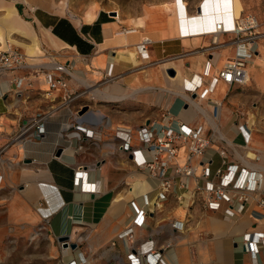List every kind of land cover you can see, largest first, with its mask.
<instances>
[{"label":"crops","instance_id":"obj_1","mask_svg":"<svg viewBox=\"0 0 264 264\" xmlns=\"http://www.w3.org/2000/svg\"><path fill=\"white\" fill-rule=\"evenodd\" d=\"M51 2H22L24 15L41 41L42 57L48 58L51 66L24 65L0 70V145L9 141L0 167L15 165L17 185L21 187L8 200L12 205L8 211L16 214L17 221L24 222L29 220L26 208L32 209V221L46 219L52 235L91 237L88 248L103 246L106 252L114 250L121 264H129L128 251L133 254L142 250L149 239L154 242L155 251L163 250L166 264H264V247L252 236L264 232V209L256 202L247 203L242 213L232 219L223 217L225 202L216 210L196 204L190 215L192 227L184 235L182 245L177 241L173 244L171 236L166 237L180 231L174 230L169 220L183 218L174 195L162 203V212L158 210L146 217L142 226L134 225L132 237L128 236V229L136 210L143 207L144 197L143 204L136 197L129 198L123 206L114 202L120 185L129 183V174L137 171L130 154L121 149L117 135L127 133L132 146L137 147L138 128L161 122L166 110L181 123L202 125L208 133L212 131V148L205 153L213 159L212 168L220 162L213 148H225L228 161L247 166L256 178L262 179L264 144L253 143L252 125L249 121H236L232 112L235 103L248 100L229 95L238 85L230 87L215 80L223 58L236 56L238 48L233 44L211 46L210 36H204L197 45L191 38L185 43L183 35L162 36L161 31L168 25L167 15L161 10H155L152 20L139 26L132 20L142 15L118 20L104 10H99L91 21L81 19L76 23L74 18L56 12ZM44 32L62 43L59 48L50 45ZM144 35L151 38L147 58L138 51ZM221 39L227 40V36L222 35ZM199 61L207 62L205 73L197 72L194 64ZM57 64L66 66V71L54 70ZM248 66L251 79L259 82L261 74L255 64L249 62ZM177 68L184 75L199 74L200 88L193 90L186 83L176 88L170 85L168 76L174 77ZM47 73L60 77L65 86L50 87ZM69 96L74 97L67 100ZM187 96L200 101L204 112L186 115L191 104ZM86 106L89 108L83 110ZM212 120L217 123L219 134L211 126ZM38 124L43 125L44 132L36 135ZM77 126L92 129L94 136H86ZM244 135L248 136L247 142ZM248 148L260 157L249 165L245 156ZM183 159L182 147L176 160L182 163ZM26 170L36 175L43 172L37 177L39 181L49 179L48 183L40 182V189H47V198H38L44 210L36 209L23 192L22 174ZM261 190L264 191V184L260 181L258 191ZM0 200L5 201L2 196ZM248 241L255 250H245ZM110 242L112 245L107 247ZM238 249L244 253L240 261Z\"/></svg>","mask_w":264,"mask_h":264},{"label":"built area","instance_id":"obj_2","mask_svg":"<svg viewBox=\"0 0 264 264\" xmlns=\"http://www.w3.org/2000/svg\"><path fill=\"white\" fill-rule=\"evenodd\" d=\"M258 23L255 16L246 14L234 18L232 26L229 28H226L221 21H216L213 31L210 33L211 46H223L231 42L236 48H244L237 52L236 56L229 57L223 62L215 75L216 81H222L230 87L247 82V65L251 51H255L256 38L260 34L256 30ZM218 33L232 37L228 41L218 39L215 35ZM150 41L148 38L140 41L138 46L140 56L148 57L147 46ZM24 65H27V60L23 52L14 47L0 50V70L14 69ZM65 67L64 65H55L54 70L63 72ZM46 79L52 88L65 86L60 77H53L51 73L46 74ZM200 86L201 81L199 80L192 89L196 90ZM73 97L69 96L67 100ZM39 116L44 117V115ZM173 117L172 113L166 110L161 122L140 126L137 134L140 144L137 147L132 146L127 133L122 132L117 135L121 138V149L130 154L137 169L157 179L154 202L151 199L148 201L144 196V206L136 210V216L128 229V236L132 237L134 225L142 226L148 214L158 209L170 195H174L177 203L187 209L199 204L203 208L216 210L221 203L225 202L227 207L223 212V217L228 219L241 214L245 205L252 201L264 209V191H258L260 190V178H256L255 173L247 166L228 161L225 148H213V154L219 156L220 162L217 167L212 168V157L205 156L207 149L212 148V135L202 125L190 126ZM77 127L86 136H94L92 129H86L83 126ZM43 132V125L38 124L36 135ZM244 140L247 142V135H244ZM182 147L184 159L182 163H179L176 156ZM259 158V155L254 152L251 160L258 161ZM187 212L184 215L189 214L188 210ZM171 227L174 230L181 229L180 221L175 219L171 223ZM252 236L253 239L261 242V247H264V232H255ZM250 241L244 245L246 251L248 248L251 251L255 250ZM147 243V247L142 250L138 249L136 253L129 255L132 264L141 263L146 259L150 264L158 262L159 255L154 250V242L149 239Z\"/></svg>","mask_w":264,"mask_h":264},{"label":"rangeland","instance_id":"obj_3","mask_svg":"<svg viewBox=\"0 0 264 264\" xmlns=\"http://www.w3.org/2000/svg\"><path fill=\"white\" fill-rule=\"evenodd\" d=\"M53 3H60L63 1L65 5L63 13L74 19L83 18L84 11L95 4L99 7V10L107 11L110 17L114 16L113 9L119 10L120 18L139 16L145 11L149 4H159L166 0H51ZM186 5H188L191 12L196 8L198 0H184ZM24 2L23 0H16V7L20 5L21 15L28 19L24 14ZM245 11L243 15H253L258 20V27L256 28L259 37L256 38V48L255 51H251L250 58H260L264 61V0H242ZM18 9V8H17ZM227 40L232 36L226 35ZM14 37L20 41H27L19 35H14ZM261 45V48H260ZM12 47L23 52L22 47L19 44H12ZM257 56H256V55ZM43 61H49L48 58L42 57ZM249 63V62H248ZM258 69V68H257ZM261 78L260 81L250 79L242 85H238L236 89L229 91L232 95L238 96V98L247 103H235L232 107V112L234 113L236 121L241 120L249 121L250 114L255 116V122L252 125L253 128V143H258L259 146L264 144V69L260 70ZM89 107L86 106V110ZM42 115V114H41ZM209 130V134H211ZM14 140V139H13ZM12 140V141H13ZM9 144L3 143L0 145V158L2 159V153L4 148ZM138 170V169H137ZM139 171V170H138ZM140 172V171H139ZM18 173L16 166H8V168L0 167V197L5 200L4 203L0 202V264H121L118 262L117 252L114 250H109L106 252L101 246L99 249H90L87 243L90 242L91 237L81 236V235H70V239L77 243L76 248L72 249L69 246L68 253H64L63 245L56 239V236L52 235L49 231L48 223L46 219L40 220L34 223L32 221V214H30L32 209L26 208V220L24 222L17 221L16 214L8 211V207L11 205L8 200L15 190H19L18 187ZM13 182V183H9ZM131 183V182H129ZM123 182L118 188V192L124 193L131 184ZM11 186L13 187L12 190ZM21 190V189H20ZM138 199V198H137ZM1 201V200H0ZM135 201V199H133ZM12 206V205H11ZM181 207L182 219H178L181 223V229L179 232L168 233L171 236V242L175 244L184 243V235L187 233L188 228L192 227L193 219H191L192 208L187 209L181 204H177ZM161 212L164 210L163 205L158 209L150 212L147 217H152L155 211ZM190 214L184 215V213ZM186 211V212H185ZM190 217V219H187ZM149 219V218H148ZM175 219H170L169 224ZM173 244L172 247L174 246ZM180 244V245H182ZM111 242L107 247L111 246ZM65 247V248H67ZM106 247V248H107ZM168 247H170L168 245ZM162 249L156 250L155 252L159 255V260L156 264H166L162 259ZM132 254L130 251L126 254L128 263L131 264L129 255ZM238 260H243L244 253L241 249L237 250ZM79 256V257H78ZM82 256V257H81ZM143 259L142 255H140ZM80 258V259H79ZM145 260V259H144ZM69 261V262H68ZM145 264L148 263L147 259L143 261ZM137 264H142L137 263Z\"/></svg>","mask_w":264,"mask_h":264},{"label":"bare ground","instance_id":"obj_4","mask_svg":"<svg viewBox=\"0 0 264 264\" xmlns=\"http://www.w3.org/2000/svg\"><path fill=\"white\" fill-rule=\"evenodd\" d=\"M16 0H0V50L10 49L12 44H19L22 49L23 53L26 56L27 65L30 67H38L41 64L43 65H50L48 61H43L42 56L44 55L43 49L41 47V41L31 23L28 19L24 18L21 13L18 11L16 5ZM26 3L29 0H23ZM198 10L196 8L193 12L189 11L187 8L186 2L184 0H166L159 4H149L145 11L142 13L141 17L134 18L132 23L136 26L144 25L146 20H152V17L155 15V10H161L167 15V25L168 27L161 31L162 36L167 35H183V41L188 43L189 38L193 40V42L197 45L199 42L203 41L204 36H211L210 33L213 31V27L216 24V21H221L226 28L232 26V21L234 18L238 17L239 15L242 16L243 12L245 11L244 5L242 0H198L197 5ZM53 9L58 13H63V9L65 5H63V1L60 3H56L53 1L52 3ZM99 11V7L95 4L89 6L83 14V18L74 19L76 23L80 22L81 19L85 21H91ZM115 18L120 20V13L119 10L113 9ZM260 33V32H259ZM14 35H19L23 37L27 41H20L14 37ZM218 39H221V33L215 34ZM45 38L48 40L51 46L54 48H59L62 44L59 42L54 36H52L49 32H44ZM145 38L151 39L149 36L144 35L141 40ZM230 45L231 42H228ZM261 48V45H260ZM244 48L238 47V51H242ZM134 53L130 52V57H132ZM256 55V54H255ZM215 54L214 57H216ZM257 56V55H256ZM227 58H223V62ZM249 62L255 64L257 67L258 72L264 69V61L258 57L249 59ZM180 63V62H179ZM58 65V64H57ZM54 66V63L52 64ZM196 66L197 72H206V68L208 66L207 62L199 61L198 64H194ZM249 66L246 69L247 71V81L251 79L249 73ZM66 71V67H65ZM199 74L190 75L182 74V70L177 68V73L174 77L168 76L169 80L171 81L170 85L173 87H182L185 83L188 87H193L195 83H197L201 79L198 77ZM261 75H259L260 77ZM262 77V76H261ZM260 77V78H261ZM189 99L190 97L187 96ZM190 108L186 110V115L194 116L196 112H204V108L201 106L200 101L191 100L190 99ZM221 110V109H220ZM224 116L227 117V112L224 111ZM255 116L250 114L249 120L250 124H254ZM211 126H213L216 131L218 132V125L213 120L211 121ZM219 134V132H218ZM254 156V151L250 148L247 149L246 160L249 165L250 162H257L251 160ZM262 171V179L261 183L264 184V168H261ZM43 172H39V175H43ZM36 173L32 171H24L22 174V179L25 182V186L23 192L29 197L30 202L33 206L37 209L40 208L44 210L39 203L38 198L44 199L47 198V189H40V185L43 186L42 181L38 180ZM130 178L129 181L131 182L129 188L124 192H118L115 195L114 202L116 204L123 206L125 201L129 198L136 197L138 198L142 204V198L149 200H153L155 198V186L157 184V179L146 175L144 172L134 171L133 173L129 174ZM46 176V174H45ZM47 177V176H46ZM36 178V179H35ZM49 182V179L46 178V181ZM90 189V188H89ZM150 194V197L148 196ZM115 206V205H114ZM144 206V204H143ZM117 207V206H115ZM113 208V207H112ZM119 208V207H117ZM115 209V208H113ZM228 219V218H227ZM64 253H68L69 248H65ZM79 257V256H78ZM82 257V256H81ZM80 259V258H79ZM69 262V261H68ZM143 262V261H142Z\"/></svg>","mask_w":264,"mask_h":264},{"label":"water","instance_id":"obj_5","mask_svg":"<svg viewBox=\"0 0 264 264\" xmlns=\"http://www.w3.org/2000/svg\"><path fill=\"white\" fill-rule=\"evenodd\" d=\"M166 72L171 75H174V72L171 70H167ZM83 110H86V107H84ZM56 239L60 241L63 247L69 246L70 248L74 249L77 246L76 242L71 241L69 234L56 235Z\"/></svg>","mask_w":264,"mask_h":264},{"label":"trees","instance_id":"obj_6","mask_svg":"<svg viewBox=\"0 0 264 264\" xmlns=\"http://www.w3.org/2000/svg\"><path fill=\"white\" fill-rule=\"evenodd\" d=\"M17 8H18V11L21 12V11H20V7H19V5L17 6Z\"/></svg>","mask_w":264,"mask_h":264}]
</instances>
